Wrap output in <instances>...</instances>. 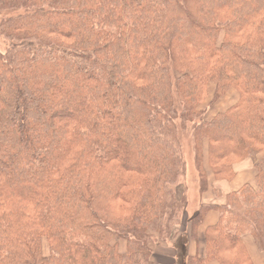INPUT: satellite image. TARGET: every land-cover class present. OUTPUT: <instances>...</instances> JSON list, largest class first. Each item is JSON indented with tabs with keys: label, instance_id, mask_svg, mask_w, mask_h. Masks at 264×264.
Masks as SVG:
<instances>
[{
	"label": "trees",
	"instance_id": "16d2710c",
	"mask_svg": "<svg viewBox=\"0 0 264 264\" xmlns=\"http://www.w3.org/2000/svg\"><path fill=\"white\" fill-rule=\"evenodd\" d=\"M0 39V264H150L186 215L187 127L200 195L254 178L199 205L183 264L264 253V0H0ZM210 84L237 100L205 120Z\"/></svg>",
	"mask_w": 264,
	"mask_h": 264
},
{
	"label": "rangeland",
	"instance_id": "374dc122",
	"mask_svg": "<svg viewBox=\"0 0 264 264\" xmlns=\"http://www.w3.org/2000/svg\"><path fill=\"white\" fill-rule=\"evenodd\" d=\"M7 48L5 41L0 39V51H4ZM214 85L210 84L207 88V96L205 97L200 109L203 111V119L209 120L216 113L225 111L228 107L233 105L237 100V93L234 90L226 93L222 98L214 100ZM178 146L181 151V158L185 165V174L177 187L176 194L181 196L182 192L185 191V198L187 201L186 205V215L182 219V223L173 231L172 237L166 241L155 240L151 244L152 256L150 258V264H183L186 261V256H188V246H189V219L196 214L201 204L202 196L199 194L198 186V173L194 163V151L193 143L191 138V133L189 128H180L178 130ZM206 148V143L204 144ZM205 151V150H204ZM204 167L207 170L206 155L204 153ZM209 177V187L213 188L212 183L215 181L213 176L207 170ZM235 173V171H234ZM222 182V181H219ZM206 194V193H205ZM184 235V236H182ZM178 240H184L187 243L186 255H180L181 249L177 247L175 243ZM42 253L43 255H48L47 245L45 241H42Z\"/></svg>",
	"mask_w": 264,
	"mask_h": 264
},
{
	"label": "crops",
	"instance_id": "0c3cea01",
	"mask_svg": "<svg viewBox=\"0 0 264 264\" xmlns=\"http://www.w3.org/2000/svg\"><path fill=\"white\" fill-rule=\"evenodd\" d=\"M264 156V152L260 155ZM235 177L232 181L226 182H215L212 183L213 188L217 189L223 197H215L212 192H207L202 196L201 203L203 205H220L224 202V196L230 192L237 191L242 185L246 183H253L254 170L252 168V163L250 161H244L236 166H234ZM218 220V214L214 211H211L206 214L203 226L199 229L197 233L198 239V253H202V235L203 231L207 226L213 225ZM245 247L250 256V259L253 264H264V253H260L255 247L252 240L249 237L243 238ZM195 246L193 241H189L188 246V255H193L196 253ZM209 264H217L216 262H211Z\"/></svg>",
	"mask_w": 264,
	"mask_h": 264
}]
</instances>
